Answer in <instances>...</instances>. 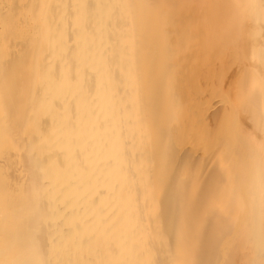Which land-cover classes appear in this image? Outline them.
Listing matches in <instances>:
<instances>
[{
	"label": "bare ground",
	"instance_id": "1",
	"mask_svg": "<svg viewBox=\"0 0 264 264\" xmlns=\"http://www.w3.org/2000/svg\"><path fill=\"white\" fill-rule=\"evenodd\" d=\"M0 264H264V0H0Z\"/></svg>",
	"mask_w": 264,
	"mask_h": 264
},
{
	"label": "rangeland",
	"instance_id": "2",
	"mask_svg": "<svg viewBox=\"0 0 264 264\" xmlns=\"http://www.w3.org/2000/svg\"><path fill=\"white\" fill-rule=\"evenodd\" d=\"M224 97V95H221V99Z\"/></svg>",
	"mask_w": 264,
	"mask_h": 264
}]
</instances>
